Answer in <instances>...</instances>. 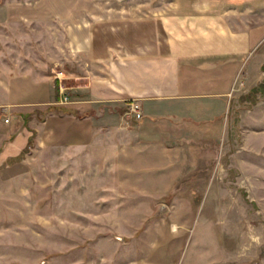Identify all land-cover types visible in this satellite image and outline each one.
Masks as SVG:
<instances>
[{
  "label": "rangeland",
  "instance_id": "1",
  "mask_svg": "<svg viewBox=\"0 0 264 264\" xmlns=\"http://www.w3.org/2000/svg\"><path fill=\"white\" fill-rule=\"evenodd\" d=\"M197 4L225 9L232 23L264 25V0H0V80L52 75L67 103L69 88L84 83L68 73L88 68L90 55L159 47L160 21ZM254 59L221 138L194 144L187 160L174 155L187 164L171 189L160 187L162 172L155 180L140 166L113 173L97 157L85 172L30 146L31 172L0 180V264H264V95L248 99L264 80V44ZM96 111L113 110L79 115Z\"/></svg>",
  "mask_w": 264,
  "mask_h": 264
},
{
  "label": "crops",
  "instance_id": "2",
  "mask_svg": "<svg viewBox=\"0 0 264 264\" xmlns=\"http://www.w3.org/2000/svg\"><path fill=\"white\" fill-rule=\"evenodd\" d=\"M224 12L197 4L160 21L161 48H142L127 57L90 55L88 68L68 73L84 83L69 88L75 95L74 100L65 97L67 103L52 75L41 82L5 75L0 80V180L14 182L31 172L35 155L26 150L33 146L38 156L53 153L54 164L60 159L75 167L85 164V172L92 171L94 157L97 167L113 173L124 165L132 172L140 166L155 180L162 172L160 187L171 189L180 176L177 168L187 164L174 155L182 153L187 160L194 144L221 138L234 88L251 82L259 62L254 55L264 44V25L253 27L241 16L232 23ZM86 40L82 45L89 52ZM97 105L113 111L79 115Z\"/></svg>",
  "mask_w": 264,
  "mask_h": 264
},
{
  "label": "trees",
  "instance_id": "3",
  "mask_svg": "<svg viewBox=\"0 0 264 264\" xmlns=\"http://www.w3.org/2000/svg\"><path fill=\"white\" fill-rule=\"evenodd\" d=\"M261 70L264 71V64L261 66ZM253 92L254 93L259 92L261 95H264V80L257 88L250 91V93L248 94V99L252 97Z\"/></svg>",
  "mask_w": 264,
  "mask_h": 264
},
{
  "label": "built area",
  "instance_id": "4",
  "mask_svg": "<svg viewBox=\"0 0 264 264\" xmlns=\"http://www.w3.org/2000/svg\"><path fill=\"white\" fill-rule=\"evenodd\" d=\"M130 111L135 115L136 119L140 118V114L135 109L130 108ZM5 121L7 122V120H5Z\"/></svg>",
  "mask_w": 264,
  "mask_h": 264
}]
</instances>
